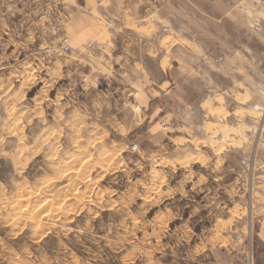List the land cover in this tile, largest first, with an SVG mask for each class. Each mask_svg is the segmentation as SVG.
Returning <instances> with one entry per match:
<instances>
[{
  "label": "rangeland",
  "instance_id": "obj_1",
  "mask_svg": "<svg viewBox=\"0 0 264 264\" xmlns=\"http://www.w3.org/2000/svg\"><path fill=\"white\" fill-rule=\"evenodd\" d=\"M173 1L165 14L195 39L178 53L181 92L192 102L249 93L227 127L214 117L212 142L190 160L168 137L176 120L153 135L109 103L106 85L63 83L47 70L51 57L0 48V264H254L264 0ZM21 56L35 69L20 70Z\"/></svg>",
  "mask_w": 264,
  "mask_h": 264
},
{
  "label": "crops",
  "instance_id": "obj_2",
  "mask_svg": "<svg viewBox=\"0 0 264 264\" xmlns=\"http://www.w3.org/2000/svg\"><path fill=\"white\" fill-rule=\"evenodd\" d=\"M173 2L0 0V48L19 50L23 56L36 54L37 60L51 57L47 70L60 73L63 83L85 81V89L93 92H101L106 85L109 103L136 113L138 125L146 126L153 135L159 134L163 121L176 120L167 136L185 153L182 158L190 160L199 154L198 144L212 142L214 117L218 122L215 125L227 127L224 122L242 112L248 100L240 99L249 93L232 96L225 91L192 102L181 92L183 86L175 75L186 61L185 55L180 57L178 53H191L192 48L182 43L195 39L174 27L176 16L165 14ZM64 40L72 49L66 57L62 53ZM56 50L61 56L54 53ZM23 56L14 61L15 65L22 71L34 70V63ZM196 114L200 119L195 120ZM223 140L228 152L232 145L227 138ZM220 149H224L222 144L214 151ZM253 216L259 219L254 264H264V207H257Z\"/></svg>",
  "mask_w": 264,
  "mask_h": 264
},
{
  "label": "built area",
  "instance_id": "obj_3",
  "mask_svg": "<svg viewBox=\"0 0 264 264\" xmlns=\"http://www.w3.org/2000/svg\"><path fill=\"white\" fill-rule=\"evenodd\" d=\"M64 46H63V50L65 53H71L72 52V49L70 47V45L68 44V40H64ZM172 124H163V129L166 131L169 129V127H171ZM135 149V147L133 148Z\"/></svg>",
  "mask_w": 264,
  "mask_h": 264
},
{
  "label": "bare ground",
  "instance_id": "obj_4",
  "mask_svg": "<svg viewBox=\"0 0 264 264\" xmlns=\"http://www.w3.org/2000/svg\"><path fill=\"white\" fill-rule=\"evenodd\" d=\"M63 46H64V44H63ZM64 51V50H63Z\"/></svg>",
  "mask_w": 264,
  "mask_h": 264
}]
</instances>
